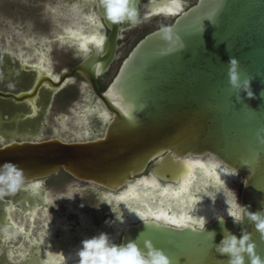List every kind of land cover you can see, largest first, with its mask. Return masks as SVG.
Instances as JSON below:
<instances>
[{
  "label": "water",
  "instance_id": "95a60500",
  "mask_svg": "<svg viewBox=\"0 0 264 264\" xmlns=\"http://www.w3.org/2000/svg\"><path fill=\"white\" fill-rule=\"evenodd\" d=\"M86 1L88 14L104 36L100 53L95 47H89L87 56L77 51L85 58L70 72L62 71L61 77L27 64L29 57L36 55L18 54L27 59L21 60V67L38 75L26 88H0V99L25 102L35 111L36 103L31 99L38 98L42 89H58L77 74L89 83L96 98L105 121L101 134L86 140L34 136L2 140L0 164H18L30 182L39 184L62 170L77 181L115 193L146 168L162 180H175L186 174L195 159L211 156L229 178L240 176L237 196L241 204L250 205L251 211L264 207V144L256 136L264 129V97L260 96L264 90V0H195L189 5L184 0H137L143 17L174 15L167 25L174 26L184 48L161 55L166 44L159 38L160 27L147 32L120 62L104 91L97 79L115 61L125 23H110L103 17L98 0ZM175 3L181 5L179 12L162 10ZM77 6L75 3L68 9ZM230 57L238 59L241 79L253 78L251 88L256 98L231 87ZM220 215L224 216V227L237 236L241 227H247L264 258V239L254 225L247 219L234 224L227 211ZM216 217L207 221L203 232L133 220L122 231L120 243L136 240L143 248L144 240H151L172 264H226L227 257L215 251L224 234ZM208 231L215 232L214 239Z\"/></svg>",
  "mask_w": 264,
  "mask_h": 264
},
{
  "label": "rangeland",
  "instance_id": "374dc122",
  "mask_svg": "<svg viewBox=\"0 0 264 264\" xmlns=\"http://www.w3.org/2000/svg\"><path fill=\"white\" fill-rule=\"evenodd\" d=\"M193 2L195 0H184L185 5ZM75 3H78L77 8L70 11L68 7ZM88 10L86 0H0V88L19 90L32 83L34 74L20 69L15 60L19 58L18 54L24 52L36 55V59L42 55L48 71L55 76L74 66L80 57L74 47L75 42L68 37L69 42L65 43V40H58L57 35L64 36L67 28L78 34L77 39L95 28L100 34L94 19L88 22L91 18ZM76 15H86L82 24L76 25L80 21L79 18L73 20ZM173 18L174 15H154L135 26L125 27L119 41L117 58L101 79L103 86L112 79L121 59L138 39L162 24L171 23ZM63 25L68 26L62 30ZM22 36L31 40L33 45L26 46ZM43 39L47 42L44 43ZM40 40L41 43L36 46ZM35 60H29L27 64L31 65ZM35 64L44 67L42 60ZM82 88V83L76 79L54 94L43 90L38 100L39 111L31 118L23 117L27 112L24 104L0 101V141L4 138L50 136L51 127L56 125L55 118L72 117L73 108H78L83 99L88 100L89 104L92 102L83 96ZM85 122V125L92 127L102 126V123L95 125L91 118ZM234 181L229 178L230 189L238 194L240 184ZM86 187L68 174L59 172L40 183L35 192L25 188L14 195L0 198V264H53L57 251H63L64 247L77 239L75 226L78 216L90 223L88 230L91 227L110 230L116 216L123 213L122 210L105 202L103 195H99L96 190ZM142 188L139 186L138 192L147 194L148 191ZM66 202L71 204L69 208L72 206L73 210L66 207ZM31 209L34 210L32 215ZM87 215L92 218H87ZM51 225L61 230H45ZM65 226L68 230L64 229ZM63 231L68 232L69 236Z\"/></svg>",
  "mask_w": 264,
  "mask_h": 264
},
{
  "label": "clouds",
  "instance_id": "9594fccd",
  "mask_svg": "<svg viewBox=\"0 0 264 264\" xmlns=\"http://www.w3.org/2000/svg\"><path fill=\"white\" fill-rule=\"evenodd\" d=\"M99 7L103 10V17L112 24L129 23L133 26L147 19L140 15L137 7V0H98ZM181 5L173 4L167 9L170 14L179 12ZM159 38L166 46L160 49L161 55L184 48L182 38L174 32L173 25H161L159 28ZM87 43L94 44L97 53L104 44V36L93 35L86 43L81 44L84 56L89 54ZM228 76L231 87L245 92L248 98H256L251 88L252 77L241 79L239 72V61L236 57H230L228 62ZM260 96L264 97V90L260 92ZM240 96H237L239 99ZM264 129L257 131L256 136L261 144H264ZM247 182H245L246 185ZM220 187L227 196V214L233 220L234 224H243L247 219L249 224L259 232L261 239H264V207L257 211H251L250 205H244L239 202L236 192L230 189L225 181L220 182ZM30 188L36 189V184L30 182L26 177L24 170L13 161H4L0 164V197L11 196L18 191ZM217 193H220L218 190ZM207 197L213 199L211 196ZM223 229V236L219 239V243L215 245V251L221 257L226 256V264H264V258L257 252V245L252 239V233L247 227H241L240 235L237 236L231 230L224 227V216L216 217ZM139 219L145 224L156 223L161 226H171L176 229L183 230L192 228L194 231H205L207 220L204 217L193 219L192 217L174 220L170 217L151 212L139 213ZM209 237H215L214 231H208ZM139 238V237H137ZM74 256V264H172L170 257L163 249L154 246L151 240H144V247L141 248L136 240H128L127 243H116L106 232H100L90 238L81 240L80 246L72 254Z\"/></svg>",
  "mask_w": 264,
  "mask_h": 264
},
{
  "label": "flooded vegetation",
  "instance_id": "af4514ba",
  "mask_svg": "<svg viewBox=\"0 0 264 264\" xmlns=\"http://www.w3.org/2000/svg\"><path fill=\"white\" fill-rule=\"evenodd\" d=\"M140 15L143 18L142 14H140ZM161 16H166V15H162L161 14ZM130 25L131 24H129V23H125L123 25L122 31H121V34H120V39H121L122 32H123L124 28L128 27ZM67 35H68V33H67L66 29H65L64 36L60 37L61 40H65V43L69 42V40L67 39L68 38ZM120 39H119V41H120ZM43 40H44V43L47 42L45 39H43ZM22 41H23V43L26 46H30L31 45V40H27L23 36H22ZM8 42H9V45H10L11 42L10 41H8ZM40 43H41V40L37 42L36 46H39L38 44H40ZM76 46H77L76 43H74V47H75L76 51H81ZM78 53L80 54V57H79V61L75 65H77L81 60H83L85 58V57L81 56L82 51H81V53L80 52H78ZM124 57L121 59V61L124 59ZM32 59L35 60L36 57L34 56V57H32ZM32 59H30V57H29L28 60H32ZM15 60L18 63V66H19L20 69H22L24 71H28V70H25V69H23L21 67V65L23 64L22 61L20 62V60H22V57L19 56V58H15ZM39 60H42V64H43L44 57L43 56H39L38 59H37V62ZM43 66L44 67H42V66L41 67L43 68L45 73L47 72L48 74H50L52 76V74L48 71L47 66H45V64H43ZM74 66H72L69 70L66 69L65 71L70 72L71 69ZM62 71H64V70H62ZM62 71H60V73L57 75L58 77H61ZM108 71L104 75H102L101 77H99L97 79V83H98L101 91H104L105 88L107 87L108 83L111 81L110 80L107 83L106 86H103V84L101 82L102 77L105 76L108 73ZM30 72H32L34 74V78L38 75V73L36 71H34V72L30 71ZM53 76L56 77L55 75H53ZM76 79H79L80 82L82 83V87L83 88H82L81 93H83V96H86L87 98L91 99L92 102L89 104L88 100L83 99L82 103L80 104V106L78 108H75V109L73 108V116L72 117L68 118V117L60 116V117L55 118L56 125H53L51 127L52 134L50 136H48V137H58V138L63 139V140H86V139L96 138V137H98L101 134L102 128L105 125V121L103 120V118H102V116H101V114L99 112L98 106L95 103L96 98H95V96H94V94L92 92V89H91L89 83L86 80H84L83 78H81L79 75L74 74L73 77L67 78L63 82V85L60 88H58V89H55V90H52L50 88L42 89L40 91V93H39V96H40V94H41V92L43 90H47L51 94H54V93L62 90L67 84L71 83L72 81H75ZM1 89H5V88H1ZM5 90L17 91V90H13V89H5ZM39 96H38V98L36 99V102H35L36 103L35 111H33L31 106L28 105L27 103H25V102L20 103V104H24L27 107V112L23 114V117L31 118V117H33L34 115H36L38 113V111H39V104H38ZM0 101H4V102L9 101L10 103L15 104L9 99L8 100L0 99ZM83 101L86 104L83 103ZM15 105H19V104H15ZM90 118L93 120L95 125L99 124V123H102V126L101 127L100 126L92 127V126L85 125V123H86L85 121L90 119ZM64 135H67V137L64 136ZM29 137H33V136L15 137V138H10V139H21V138H29ZM10 139L4 138L3 141H7V140H10ZM199 159L202 162H204V163L209 162V163H207L209 166H210V164L212 162L215 165H216V162H218V160L216 158L211 157V156H205V157H201ZM151 164H153V161L149 163V165H151ZM220 170L226 176H225V178L223 177V179H219V180L215 179L213 173H211L213 175L210 174L209 176H207L206 174H203L204 172H200L198 170L197 171L195 170L196 177H195V179L193 181L192 189L189 192L190 195L186 198L187 202H184V208H185L184 212L191 213L192 217L195 216L193 218H197L198 217V219H199L202 216L208 221L213 216L223 214L224 212L227 211L226 210L227 209V207H226L227 196L224 193V190L220 187V182H221V180L225 181L226 185L229 187V177H228V174L226 172H224L222 169H220ZM59 172H64V171L60 170ZM59 172H57V173H59ZM190 172H191V168L189 170H187V172H186V174H184V176L179 175L177 177V179H175V180H162L160 177L155 175V173L153 172L152 169H147L146 168L144 170L143 174L137 176L134 180H132V181L128 182L127 184H125L123 187L118 189L115 193H113L111 191H108V190L102 188L101 186H98V185L90 183V182H81V181H77V180L76 181L79 182L81 185L87 186L86 188H91V189L96 190V192L99 195H103V197L105 199V202H108L110 205H113L114 207H119L122 210L123 213H121L119 216H116L117 219L113 223L112 228L110 230H106V229H103V228L102 229H98V228L96 229L95 228L98 232H106L107 231L109 235H114L113 241L116 242V243H120L121 233L126 228V226H128L130 223H132L133 220H140L139 217H137V218H133L132 217L133 214L135 213V209L140 207V204L134 203L133 201H126L125 204H123L122 202L118 203L115 200L116 199L115 198L116 195L122 193L123 190L131 187L138 180H141L143 183L144 182L145 183L146 182L155 183L156 185L159 186L160 189L176 188L181 183H183V181L187 178V176L190 175ZM64 173H66V172H64ZM56 174L50 175L49 177H52V176H54ZM49 177H47V178H49ZM47 178L42 179L40 183H42ZM230 178L234 179L235 183L239 182V184L241 186L240 176L234 175V177H230ZM40 183H39V187H40ZM141 186L143 187L144 185H141ZM38 188H37V190H38ZM27 189H28V191L35 192L34 190H32L30 188H27ZM218 190L220 191V193H217ZM206 194L208 196H211L213 199L207 197ZM0 198H2V197H0ZM189 200H192L193 202L190 203ZM66 203H67L66 207L69 210H73L72 206L69 208V205H71V204L69 202H66ZM43 204H46V203H43ZM157 204H158L157 202L154 203V205H157ZM181 207L180 206L179 207L173 206V210H172V209H169V208L163 206L164 210L166 211V212L164 211L165 213H163V215L165 214V216L171 218V216L173 215L174 212H177V214L182 212V211H180ZM30 211H31L30 215H32L34 210L31 209ZM76 215L78 216V212L76 213ZM86 217L89 218V219L92 218V216H88V215ZM78 223H79V219H78Z\"/></svg>",
  "mask_w": 264,
  "mask_h": 264
},
{
  "label": "bare ground",
  "instance_id": "6f19581e",
  "mask_svg": "<svg viewBox=\"0 0 264 264\" xmlns=\"http://www.w3.org/2000/svg\"><path fill=\"white\" fill-rule=\"evenodd\" d=\"M172 6H173V4L170 5V7H172ZM167 9L162 8L163 11H167ZM88 15H90V14H88ZM90 16H91V18H90ZM90 16H89L90 19H88V22H90V20L94 19V21H95L94 23L96 24L95 26L97 27L98 24H97L95 18L92 15H90ZM82 20H84V17H81L80 21L76 22V25L82 24V22H81ZM65 28L66 27H64V29ZM70 30L71 29L67 28L66 29L67 33H69ZM74 33H75V35H73ZM68 35L67 36L70 39H73L72 41H74L76 43V45H77L76 47H78L79 50L82 51V49H81L82 43H86L88 41V39L90 37H92L93 35L101 36V33L98 34V32L95 28V30L89 31L86 35H81L80 39H77L79 37L78 34L76 32H73L72 30L70 31V34H68ZM87 47L89 48V47H95V46L92 43H87ZM22 59H24V61L27 60L26 56L23 57ZM36 61H37V59L35 60V62ZM35 62H32V64L34 66H37L38 70H42L43 68L39 64H34ZM43 64H44V62H43ZM48 75L51 76L50 74H48ZM36 99H37V97L31 99L32 103L36 102ZM207 163H209V162H207ZM207 163H204V162L199 161V160L198 161L194 160V162H192L190 175L187 176V178L179 186H177V187L175 186L176 188L160 189L159 186L156 185L155 183H152V182H146V183L144 182L143 183L141 180H138L131 187L123 190L122 193L119 192L120 194L116 195L115 200L118 202H122L123 204H125L126 201H133L134 203L140 204V207L135 209V213L132 216L133 218L139 217V213H141V212H145V213L151 212V213H155V214L165 213L166 211L164 210L163 206H165L169 209H172V210H173V206H176V207L182 206L180 209V211H182V212L179 214H177V212H174L173 215L171 216V218L184 219V218L192 217L191 213L184 212L185 211L184 202H187L186 198L190 195L189 192L192 189V184H193V181L196 177L195 170L196 171L198 170L200 172H204L203 174H206L207 176H209L211 173H213L215 179H217V180L223 179V177L225 178V176H226L220 170L221 169L220 166L217 167L213 162L209 166ZM213 174H211V175H213ZM35 184H38V183H35ZM141 185H144L143 186L144 190L149 191L147 194L144 195V194H141L138 192V187L139 186L141 187ZM143 188H142V190H143ZM121 197H123V199H121ZM155 202H157L158 204L154 205ZM189 202L191 203L193 201L189 200ZM193 217H195V216H193ZM78 218H79V223H77L75 226V228H76L75 232L77 233V239L75 241H73L72 243H70L68 247H64L62 249L63 251H57V257L55 259L56 261L53 264H74V256L72 254L80 246L81 240H83L85 238H90V237L100 233L94 227L93 228L89 227L91 230H88L87 226H90V223L85 222V220L82 216H78ZM193 219H198V217L193 218ZM53 229L61 230L60 227H58V226L53 227L52 225L46 227L45 230L50 232ZM64 229L68 230L66 228V226L64 227ZM63 232H65V235L69 236L68 232H66V231H63ZM106 233H108V232L106 231ZM110 237L113 239L114 235H110ZM48 264H52V262H49Z\"/></svg>",
  "mask_w": 264,
  "mask_h": 264
},
{
  "label": "snow or ice",
  "instance_id": "6c2138e0",
  "mask_svg": "<svg viewBox=\"0 0 264 264\" xmlns=\"http://www.w3.org/2000/svg\"><path fill=\"white\" fill-rule=\"evenodd\" d=\"M73 35H75V33ZM38 187H39V184H36V188H38ZM121 199H123V197H121ZM160 214L163 215V213H160ZM172 219H174V220H180V219H175V218H172Z\"/></svg>",
  "mask_w": 264,
  "mask_h": 264
}]
</instances>
